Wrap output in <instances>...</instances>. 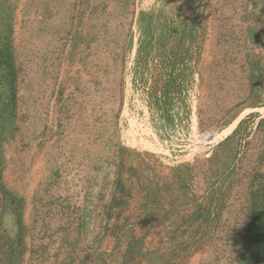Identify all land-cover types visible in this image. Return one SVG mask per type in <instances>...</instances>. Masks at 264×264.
Wrapping results in <instances>:
<instances>
[{"label": "rangeland", "instance_id": "374dc122", "mask_svg": "<svg viewBox=\"0 0 264 264\" xmlns=\"http://www.w3.org/2000/svg\"><path fill=\"white\" fill-rule=\"evenodd\" d=\"M252 4L251 0L18 1L14 37L22 64L21 129L16 143L5 146V176L8 185L17 188L25 199L26 244L31 243L38 231L43 234L45 228L47 235L53 234L52 241L50 236L38 240V244L49 243L44 258L40 259L42 264H58L65 257V245L62 251L56 250L66 243L64 231L58 228L69 217L77 216L85 201L96 208L93 214L97 224H103L106 197L101 195L100 185L94 186L92 198H87V193L95 177L100 184L114 177L108 161L102 171L96 167L99 156L103 158L118 144L132 151L123 157L126 181L130 184V174L135 172L145 177L151 182V189L157 187L162 205L160 210L157 204H152L144 219L145 210L137 203L138 198L128 196V207L119 215L114 213L112 221L117 218L116 222L121 224L130 217L126 226H132L137 236L149 232L146 248L164 247L167 257L175 264H239L243 260L236 251L240 248L236 239L225 237L237 234L244 226L250 178L255 167H264V155L262 159L259 156L264 154V129L259 128L260 120L264 119V91L252 94L245 56L250 51L264 61V46H252L247 37L246 28L251 21H245L244 14ZM163 23L164 27L171 26L174 33L194 23L197 39L191 46L185 90L191 86L194 67L199 73V134L206 140L215 136L216 140L221 139L210 153L174 166L162 162L154 146L145 149L124 144L120 127L126 57L135 44L139 46L147 26L160 33ZM154 65L151 64L152 91H157L161 72L158 64ZM148 68L139 70L140 81L145 79ZM241 120L245 123L239 133L230 138L235 146L234 169L227 167L219 172L222 158L213 165L207 160L217 154V145L233 136ZM201 122L206 128L202 134ZM209 134L211 137H207ZM181 168L189 169L190 180L186 185L182 178L185 170ZM216 171L221 174H215ZM169 184L175 192L187 187L189 195L179 200L180 205L176 202L178 207L173 201L176 195L166 190ZM211 193L216 198L211 216L219 217L216 225L207 226L195 220V213L207 209ZM222 195L225 197L220 201ZM64 203L71 205L70 210L64 211ZM219 204L222 208L218 212ZM165 210H169L167 216ZM161 218L163 221L159 223ZM215 226L217 238L213 247L197 249L200 231ZM193 243L195 247H191ZM185 246H190L189 250H184ZM216 247L221 250L219 259L213 252ZM27 259L28 253L23 264ZM79 261L78 257L74 262L79 264Z\"/></svg>", "mask_w": 264, "mask_h": 264}, {"label": "trees", "instance_id": "16d2710c", "mask_svg": "<svg viewBox=\"0 0 264 264\" xmlns=\"http://www.w3.org/2000/svg\"><path fill=\"white\" fill-rule=\"evenodd\" d=\"M18 1L0 0V264H23L27 253L28 259L25 264H42L40 259L44 258L49 243L38 244V240L50 236L49 241H52L51 236L53 234L47 235V229L45 228L43 234L40 235L38 231L37 236L33 234L31 243L29 245L26 244L25 236L27 228L24 222L25 199L20 195L17 188L8 185L5 176L7 162L5 146L14 142L16 143L21 129L19 83L22 64L20 65L19 53L14 37L15 10ZM251 1L253 3L251 8L245 10L244 14L245 21H251L246 28L247 37L251 40L252 46L260 48L264 46V27L261 26L264 23V0ZM194 27L193 23L191 27H185L180 33H174L172 27L166 24L162 31L163 34L157 40V51L154 56L159 59L158 66L161 72L159 76L161 77V85L157 91L151 92V102L159 113V117L162 120L160 127L163 129L170 127L174 121L171 110L174 108L176 100H182L185 103V79L189 76V60L192 56L191 46L197 39L193 31ZM150 30V26L145 28L144 35L140 39L138 46L136 69L139 70L149 65L148 48L151 44L147 42V39L148 35L151 34ZM92 41L91 39L89 43ZM121 46L120 43L119 47ZM201 50L202 47L200 45L198 52L199 64L202 59ZM118 51L115 50L114 52L120 54L121 52ZM245 56L249 62L250 90L252 94L257 93L259 90L264 91V82L262 83L264 81L263 58L250 51L246 52ZM156 65L155 63L154 66ZM244 123L245 120H241L237 129L234 130L233 136L228 137L221 144L217 145L215 148L217 154L207 160L208 164L213 165L221 157L222 163L218 168L219 172L227 167L228 169H231V167L234 169L236 164L233 162L236 158L234 152L235 146L232 145L230 138L235 137L239 133ZM259 128L260 130L264 129V119L260 120ZM205 130V123L201 122V134ZM207 137H211V134ZM262 139H264V135ZM112 149V152L104 154L103 158L99 156V159H97L99 165L96 167V170L102 171L104 163L108 161V164L111 166L110 171L114 173V177L104 181L102 184L95 177V182L91 183L90 187L92 188L87 193V198H92L94 196V186L100 185V193L106 197L103 212L104 222L103 224H97V220L93 214L96 208L85 201V205L79 208L80 213H77V216L69 217L68 221L58 228V230L64 231L63 239H66L64 240L66 243L61 244L56 250L62 251L65 245L67 251L65 257L58 264H76L74 261L78 257L80 258L79 264L173 263V259L167 257L164 247H157L155 249L146 248L145 241L149 232L146 231L144 234L137 236L132 226H126L130 224V217H127L121 224L116 222L117 218L116 221H112L114 213L119 215L124 208L128 207V196L138 198L137 203L142 205V208L145 210L144 219H147V209L152 204L155 203L157 204L155 206L158 207L162 205L161 199L158 198L157 187L151 189L149 186L151 182L145 177H141L140 174L138 175L135 172L130 174V184L126 181L124 177L123 157L129 156L132 151L119 144ZM263 155V153L259 155L261 159ZM202 162L204 161L199 163ZM255 168L256 170L253 171L248 185L249 202L244 226L237 234L226 235L225 239L231 240L234 237L240 246V248H236V251L240 252L242 258L248 257L253 262L259 263L264 261V167L258 166ZM180 170H185L182 178L185 181L184 185H186V182L190 180L189 169L181 168ZM219 172L216 171L214 173L220 175L221 173ZM134 177L137 179L135 178V180ZM169 186H166V190L170 194L176 195L175 200H173L175 203L178 202L179 204V200L189 195L188 190H186L187 187H183L181 190L178 189L177 194L173 190L172 185L169 184ZM133 190L136 191L133 192ZM151 193L157 196L154 197L150 195ZM212 194L208 199L207 209H201L199 213H195V220L207 226L216 225L219 217L211 216L210 209L214 202L213 199H216L213 198ZM220 197L221 201L225 195ZM178 204L176 203L175 206L178 207ZM70 206V204L64 203L62 208L64 211L70 210ZM159 208L161 210V207ZM221 208L222 206L219 204L217 208L218 212ZM167 213H169V210L166 211V216ZM161 221H163L162 218L161 220L159 219V223ZM216 231V226L211 229H202L199 240H197L199 241L197 249L201 246V248L206 247L210 250L213 247L214 240L217 238L215 236ZM177 234L178 232L175 233V235ZM81 242H85L82 247H80ZM194 245V243L191 244V247H195ZM189 248L190 246H185L183 249L187 251ZM195 251L196 249L192 252ZM213 252L215 253V257L219 259L221 250L216 247ZM234 256L237 258L239 254L238 256L237 254ZM173 257L176 258V255L173 254Z\"/></svg>", "mask_w": 264, "mask_h": 264}, {"label": "built area", "instance_id": "2783aa9c", "mask_svg": "<svg viewBox=\"0 0 264 264\" xmlns=\"http://www.w3.org/2000/svg\"><path fill=\"white\" fill-rule=\"evenodd\" d=\"M136 61L135 44L125 62V98L120 118V127L122 133L124 132L123 143L145 149L154 146L156 148L154 152L158 153L160 160L173 166L192 162L195 156L210 153L221 139L216 140L215 136L206 140L199 134L198 71L193 67L191 86L184 91V97L187 95V98H184L185 103L182 105L180 100H176L171 110L174 121L170 127L163 129L160 127L162 120L159 113L151 102L154 79L151 64L150 68L144 72L145 79L140 81L142 79H140L139 69H136ZM179 141L184 143H177Z\"/></svg>", "mask_w": 264, "mask_h": 264}, {"label": "crops", "instance_id": "0c3cea01", "mask_svg": "<svg viewBox=\"0 0 264 264\" xmlns=\"http://www.w3.org/2000/svg\"><path fill=\"white\" fill-rule=\"evenodd\" d=\"M164 24L165 23L162 24V28H164ZM150 31H151V34L148 35V39H147V42H150V44H151L150 47L148 48L149 49L148 50V52H149V65H147V67H150V64H152V63H156V64L159 65V59L156 56H154V55H155V53L157 51V49H156L157 40L159 39L160 35L163 34L162 32L156 33L154 31V29H152ZM134 47H135V45H134ZM137 52H138V47H137Z\"/></svg>", "mask_w": 264, "mask_h": 264}, {"label": "water", "instance_id": "95a60500", "mask_svg": "<svg viewBox=\"0 0 264 264\" xmlns=\"http://www.w3.org/2000/svg\"><path fill=\"white\" fill-rule=\"evenodd\" d=\"M264 264V261L260 262V263H256L253 262L251 259H249L248 257H245L239 264Z\"/></svg>", "mask_w": 264, "mask_h": 264}, {"label": "flooded vegetation", "instance_id": "af4514ba", "mask_svg": "<svg viewBox=\"0 0 264 264\" xmlns=\"http://www.w3.org/2000/svg\"><path fill=\"white\" fill-rule=\"evenodd\" d=\"M260 263V262H259Z\"/></svg>", "mask_w": 264, "mask_h": 264}]
</instances>
